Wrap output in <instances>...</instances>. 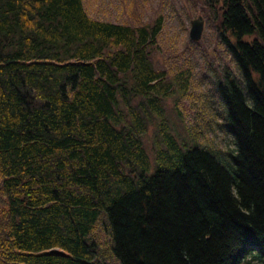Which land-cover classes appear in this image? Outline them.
Instances as JSON below:
<instances>
[{"label": "trees", "instance_id": "trees-1", "mask_svg": "<svg viewBox=\"0 0 264 264\" xmlns=\"http://www.w3.org/2000/svg\"><path fill=\"white\" fill-rule=\"evenodd\" d=\"M201 1L241 77L217 89L234 149L173 132L194 66L157 69L162 14L0 0V264H264V0Z\"/></svg>", "mask_w": 264, "mask_h": 264}, {"label": "rangeland", "instance_id": "rangeland-1", "mask_svg": "<svg viewBox=\"0 0 264 264\" xmlns=\"http://www.w3.org/2000/svg\"><path fill=\"white\" fill-rule=\"evenodd\" d=\"M85 2L93 18L112 23L127 19V11L130 7L142 13L143 20L150 23L162 14L166 21L164 40L168 49L164 53L155 55L157 69L165 68L167 53L170 59L172 54L182 56L184 61L187 60L185 58H189L194 66L190 72L186 99H180L179 91L181 90L175 86V94L177 93L180 102L178 106L176 105L178 99H170L167 102L168 118L173 132L176 136L180 135L179 140H187L189 144L192 138L190 134H197L201 142H206L205 144H212L216 148L225 150L234 149L232 138L225 132L226 114L217 89L220 82L227 83L226 77L239 80L241 77L225 47L224 38L220 35L221 27L218 24V18H214V13L205 3L201 0H85ZM197 18L205 22V29L201 40L193 42L188 33H190L191 22ZM227 36L233 40L230 35ZM177 107L184 115L181 121L175 112ZM156 137L154 130L145 136V147L153 164L152 172L156 170L154 166V157L157 152Z\"/></svg>", "mask_w": 264, "mask_h": 264}, {"label": "water", "instance_id": "water-1", "mask_svg": "<svg viewBox=\"0 0 264 264\" xmlns=\"http://www.w3.org/2000/svg\"><path fill=\"white\" fill-rule=\"evenodd\" d=\"M238 2H242L243 0H236ZM192 28L190 32V37L193 41H200L204 31V22L200 19H196L191 22Z\"/></svg>", "mask_w": 264, "mask_h": 264}, {"label": "bare ground", "instance_id": "bare-ground-1", "mask_svg": "<svg viewBox=\"0 0 264 264\" xmlns=\"http://www.w3.org/2000/svg\"><path fill=\"white\" fill-rule=\"evenodd\" d=\"M236 65V64H235ZM237 67V66H236ZM237 69H238V67H237ZM239 71V70H238ZM239 75H240V73H239Z\"/></svg>", "mask_w": 264, "mask_h": 264}]
</instances>
